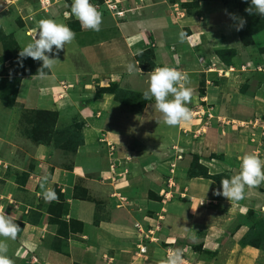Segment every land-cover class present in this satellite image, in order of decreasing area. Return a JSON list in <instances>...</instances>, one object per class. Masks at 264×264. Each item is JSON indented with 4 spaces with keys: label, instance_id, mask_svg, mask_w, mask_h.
<instances>
[{
    "label": "crops",
    "instance_id": "crops-1",
    "mask_svg": "<svg viewBox=\"0 0 264 264\" xmlns=\"http://www.w3.org/2000/svg\"><path fill=\"white\" fill-rule=\"evenodd\" d=\"M188 1L90 0L102 13L100 31H93L82 28L75 16L66 15L72 0H0V30L12 37L19 52L32 41L43 19L67 25L75 33L48 74L19 79L13 107L0 98V172L4 176L0 177V208L21 229L15 240L0 237V241L8 245L6 255L13 264H168L169 251L177 249L186 263L193 255L199 257L200 251L220 257L223 244H228L216 237L225 213L237 224L228 237L231 250L245 260L239 264L260 263V251L240 246L237 236L247 230L246 222L252 224L249 212L256 218L264 215V183L246 188L239 201L214 195L222 190L216 182L186 177L192 157L183 156L189 149L183 137L200 138L207 145L190 154L198 157L210 176L226 173L230 179L239 174L240 158L247 154L264 161V39L245 47L226 11H207L194 19L203 23L192 20L194 25L186 30L179 9ZM198 2L202 9L208 8L205 0ZM108 4H115L123 15L116 16ZM147 49L154 52L155 66L144 73L136 56ZM224 50H234L230 64L217 53ZM129 64L135 72L127 71ZM10 65L8 60L3 66ZM164 66L188 77L189 121L170 127L155 109L154 99L136 104L125 100L131 106L138 104L142 111L133 116L130 133L99 129L108 117L102 119L106 107L115 100L113 92L102 89L120 83L118 78L126 75L134 89L126 87L137 93L148 88V76ZM195 72L203 75L202 82L195 80ZM2 84L0 77V88ZM16 108L57 114L75 110L84 122L86 139L105 136L115 146L118 165H139L134 179L126 182L116 176L108 181L110 160L102 156L108 151L101 147L99 158L104 159L80 154L71 169L44 161L46 153L39 145H32L37 148L33 156L18 161L21 149L14 140L24 135L17 134ZM207 148L209 158L205 157ZM173 172L177 173L174 186L170 187L169 179L168 189L162 187L160 181ZM75 186L77 195H73ZM158 187L156 200L150 192ZM47 189L58 199L46 202L43 192ZM206 198L208 205L198 204ZM143 247L145 252L140 253ZM231 257L228 264H237Z\"/></svg>",
    "mask_w": 264,
    "mask_h": 264
},
{
    "label": "rangeland",
    "instance_id": "rangeland-1",
    "mask_svg": "<svg viewBox=\"0 0 264 264\" xmlns=\"http://www.w3.org/2000/svg\"><path fill=\"white\" fill-rule=\"evenodd\" d=\"M199 0H190L188 2H185L183 4H181L179 11L181 12L180 14H183L180 17H183L182 22H181V26L184 27L186 30L189 29L190 25H194L191 22H193L192 20H194L197 16H203L204 13H206L207 11H218V12H223V11H227V13H233L235 14L237 17H243L245 20H249L251 23H260L259 25H263L264 26V19L263 17L259 16L258 17H252L251 15H249L248 12L245 11L246 8L242 7V6H247L249 7L251 4V0H205L207 2V9H202L199 6ZM193 4V6H192ZM184 5H186V7H183ZM255 12V11H254ZM178 18H179V13H178ZM201 22L203 23V21L201 20H194V22ZM243 29H246L245 26L243 27ZM239 33V32H238ZM199 36V35H198ZM264 31H261L259 33H257L254 36V41L256 42L257 40L260 39H264ZM12 50V49H11ZM231 51V50H230ZM229 51V53H226L227 50H225L226 57L229 58L231 52ZM204 59H201L202 62H205ZM149 64V63H148ZM138 67L140 68L141 72H148V71H143V69L140 67V65H138ZM150 72V71H149ZM126 75L122 76V78H118L120 83H113L114 87H111V84L108 85L107 88H110V90H107V88H104V92H113L115 94V100L113 101L112 105L107 106L106 108L108 109L107 114L102 115L103 118L105 119L106 117L107 120H105V122L101 123L98 125V127H100L99 129H102L103 132H105L106 130H114V128L117 129V132H123L124 134H129L132 126V118L133 116H140L141 115V108L140 106L134 105L131 106V103L128 105L127 103H125V100H129L130 102L136 104L139 103L140 101L145 100L144 97V93L147 91L148 88H144L142 90H140L137 93H134L131 91V89H134V86L132 84V82L130 81V78H126ZM151 75H149L148 77H150ZM195 80H197L198 82H202L203 81V75L201 73H197L195 72L194 75ZM210 77L208 74L204 73V77ZM129 88L131 87V89L129 90ZM123 89H128V91H124ZM97 90V89H96ZM103 90V89H102ZM229 90H230V86H229ZM134 91V90H133ZM196 93L199 95L198 91H196ZM97 94H99V92H97ZM96 94V95H97ZM136 94V95H134ZM129 95V96H128ZM137 101V102H136ZM124 103V105L121 104ZM17 109V108H16ZM26 114L28 116V122L25 120V118L23 117V115ZM17 118H16V130H17V134L20 135H24V137H18L14 140V144H16L18 147H20V151H25L27 152V154H22L19 150V152L16 154V158H18V161H23L24 157H26V155L29 156H33L34 152L37 148L33 149L32 145L37 146H41L42 148V152L46 153L45 154V160L47 163L55 166L58 165L60 167H64L66 169H71V166L73 164V160L75 159V157H77L78 155H82L83 157H96L98 159H105L106 160H110V166L108 165L109 171H110V175L109 179H107L108 181L112 182L114 180V178L112 179V177H119L121 176L122 179H125L126 182L127 181H131L133 178V174L137 173L136 170H138L137 167H139V165H122L120 166V164L118 165V160L115 158V146L111 143L110 140H108L107 138H105V136H102L101 139L98 138H91V139H86V135L84 134V122L83 120L79 117L78 113L73 110V109H68L66 111H63L60 114H56V118L52 121H48L49 123H45V120H41L37 119L36 114H27V113H23V110H19L17 109L16 112ZM49 117V116H47ZM46 117V118H47ZM135 120V119H134ZM26 122V123H24ZM37 123H41L43 128L46 127V129H49L50 132V137H48V135H42L39 132V128L40 126L38 125L37 128ZM34 126L35 130L32 131V127ZM162 126V125H161ZM29 130V131H28ZM43 131V130H42ZM27 132H32L35 134H28L27 136ZM176 132H178V130H176ZM159 135V133H157V136ZM49 138V140H47ZM40 143H39V142ZM183 143L187 146H189V149L186 151V153L183 154L184 157H188L191 158L193 156H196L194 154H190L191 150H194L196 148L201 147V145L203 147L206 148L205 145H203L201 143V140L199 138V140H193V138H187V137H183ZM27 144L29 148L25 147L24 145ZM181 144V143H180ZM68 145V151L65 150V146ZM132 146L131 144H128L127 147ZM11 147V146H9ZM75 147L74 151H71L72 148ZM100 147L102 148L101 150H107L108 151V155H102L104 157H100L99 158V154L101 152ZM100 150V151H99ZM208 152L205 154V157H210V150L209 148H207ZM71 151V152H70ZM188 152V153H187ZM85 153H89L87 156H85ZM196 153V152H194ZM119 159V158H118ZM128 161H130L131 159L128 158ZM190 160V159H189ZM192 160V159H191ZM100 163V161L98 162ZM122 168V169H119ZM174 169V168H172ZM174 174V175H173ZM176 172L172 173V177L168 176L169 178H165L163 180L160 181V184L162 187L167 188V184L170 183L168 182V180L172 179V186H174V181L176 179ZM185 175L188 178V170L185 171ZM221 178L220 181L218 182L219 185L221 186V180L223 179H227V175L226 173H221L220 174ZM0 177H4L2 175V173L0 172ZM115 179H118V178ZM5 179V178H4ZM2 183H3V179H0V189L2 188ZM79 183V182H78ZM171 184V183H170ZM218 185V186H219ZM79 186V184H77V187ZM160 186V187H161ZM155 188L156 191H151L150 192V196L153 199H158L160 198L159 195V188ZM79 188V187H78ZM74 194L73 195H77L76 193V186L74 187ZM168 189V188H167ZM164 198V197H163ZM209 201L206 199H201L199 200L198 204L199 205H208ZM0 212H3L2 208H0ZM4 213V212H3ZM223 219L220 218V222L218 226L219 227V231L220 233H218L216 235L217 238H219L220 240H224V243L227 242V245L222 246L221 250V256L218 257V255L215 257V255L208 253V252H204V251H200L199 252V257L193 255V260H191L190 262H187L189 264H228L229 262V258L231 257V259L237 260V264L239 263H244L245 260L244 259H240L236 253H234L231 248H230V243H231V239H229L228 234L230 232H233L235 227L237 226V224H235V221H232V216L229 217V219L227 218V213H225V216ZM231 218V219H230ZM262 219H264V215L259 216L258 218H255V222L254 225L250 224V226L252 227H258V226H263L264 224L263 222H260ZM257 220V221H256ZM260 222V223H259ZM247 223V230L244 231L243 234L237 236V241L239 240L240 242V246H241V242L243 239L247 238L250 234H249V223ZM226 229V230H225ZM249 229V230H248ZM251 238V237H250ZM160 244V243H159ZM159 244L157 246H159ZM161 245V244H160ZM175 246L179 247L180 244H175ZM160 249V248H159ZM258 249L260 251L259 253V257H258V262H260L259 264H264V242L261 243V247L259 246ZM171 252V251H169ZM218 254V253H217ZM169 255V254H168ZM166 256V255H165ZM183 257V256H182ZM168 258V257H166ZM207 260V261H205ZM234 262V261H233ZM186 262L183 261V264H187ZM229 264H233L232 261Z\"/></svg>",
    "mask_w": 264,
    "mask_h": 264
},
{
    "label": "clouds",
    "instance_id": "clouds-1",
    "mask_svg": "<svg viewBox=\"0 0 264 264\" xmlns=\"http://www.w3.org/2000/svg\"><path fill=\"white\" fill-rule=\"evenodd\" d=\"M245 11L249 15L255 11V14L264 17V0H251L250 6ZM69 14L75 16L82 28L100 31L102 13L90 3V0H72L70 13L66 15ZM226 14L235 22L237 31L245 26L246 20L243 17H237L227 11ZM74 38L75 33L67 25L57 23L52 19H43L39 21L32 41L20 50L19 62L22 64L26 58L42 62L38 74L43 76V69H53L59 61L55 57ZM127 71L133 73L136 68L129 64ZM187 82L186 74L168 66L157 67L150 76L149 86L144 97L145 99H154V107L161 113L163 122L167 126L174 127L182 121L187 122L191 119L192 113L186 106L191 101V90L186 87ZM157 122L159 123V121ZM239 169V174L230 179L221 180L222 190L217 189L214 195L223 196L230 201H239L244 198L246 188H256L264 183V161L255 154L242 156ZM43 198L46 202L58 199L57 194L51 189L43 192ZM20 230L10 215L0 212V237L15 240ZM7 252L8 245L4 241H0V264H13V261L6 255ZM168 264H183L182 251L177 249L170 252Z\"/></svg>",
    "mask_w": 264,
    "mask_h": 264
},
{
    "label": "trees",
    "instance_id": "trees-1",
    "mask_svg": "<svg viewBox=\"0 0 264 264\" xmlns=\"http://www.w3.org/2000/svg\"><path fill=\"white\" fill-rule=\"evenodd\" d=\"M183 7H186V5H184ZM242 7L248 8L247 6H242ZM251 16L258 17V15L255 14L254 11ZM259 24L260 23L258 22L251 23L249 20L246 19V24H245L246 29L242 28L241 30L237 31L239 32L238 34H239L240 41L245 47L253 45L255 43L254 36L257 33L264 30V26L259 25ZM0 40L2 41V44H3V55L0 57V77L3 78V84L1 85V88H0V98L6 106L13 107L15 105V96L17 92L19 79L24 76L39 75L38 70L40 69L42 62L34 61L31 58H26L23 60L21 64L19 62V51L17 50V45L12 39V37L3 35L2 31L0 30ZM229 51L230 50H227L226 53H229ZM230 52L231 54L229 58H227L226 54H224L225 50L219 51L217 53L219 54L222 61H224L226 64H230V60L234 56V50H231ZM261 52L264 53V49H261ZM8 60H10L11 65L8 68H4L3 66L4 62ZM136 60L138 64L140 65V67L143 69V71L149 72L154 69L155 55H154L153 50L147 49L144 52H141L140 54L136 56ZM43 73L44 75L48 74L49 73L48 68H44ZM112 86L114 87V84H111V87ZM107 90H110V88H107ZM201 93L203 94V92ZM23 113L34 114V115L36 114L37 119H40V121L45 120V123H49L48 121L54 120L57 114L54 112H44V111H35V110H23ZM26 116L28 115L26 114L23 115L25 120L28 122V119ZM38 125L40 126L39 132L41 133V136L48 135V137H50L49 129L48 128L46 129V127L48 126L43 128L41 123H37L36 125L37 128H38ZM34 130L35 128L33 126L32 131ZM31 133L32 132H27V136L28 134L30 135ZM32 134H35V133H32ZM47 140H49V138ZM65 150L68 151V145L65 146ZM74 150H75V147H73L71 151H74ZM188 173H189L188 178L202 177V178L210 179L216 182L218 185H219L218 182L220 181V178H221L220 174L211 175V176L208 175L206 168L202 167L199 164L197 156L192 157V160L189 164ZM219 187L221 188L220 185ZM248 214L250 215L249 220L252 221V224L254 225V222H255L254 220L256 217L251 212H249ZM260 222H263L264 224V219H262ZM249 234L250 235L247 238L242 240L241 246L242 247L250 246L253 248H258L259 246L261 247V243L264 242V227L262 225L258 226L257 228L252 226L249 231Z\"/></svg>",
    "mask_w": 264,
    "mask_h": 264
},
{
    "label": "built area",
    "instance_id": "built-area-1",
    "mask_svg": "<svg viewBox=\"0 0 264 264\" xmlns=\"http://www.w3.org/2000/svg\"><path fill=\"white\" fill-rule=\"evenodd\" d=\"M117 3V2H116ZM107 8L110 10V11H114V14L116 16H119L121 17L123 15V12H119V11H116V7H115V4H108ZM222 73V71H220ZM139 251L140 253H144L145 252V249L144 247L143 248H139Z\"/></svg>",
    "mask_w": 264,
    "mask_h": 264
}]
</instances>
